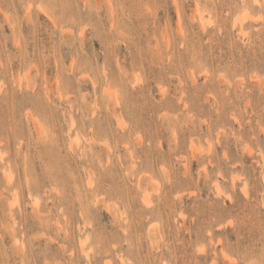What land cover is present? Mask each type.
Segmentation results:
<instances>
[{"label": "rangeland", "instance_id": "374dc122", "mask_svg": "<svg viewBox=\"0 0 264 264\" xmlns=\"http://www.w3.org/2000/svg\"><path fill=\"white\" fill-rule=\"evenodd\" d=\"M0 264H264V0H0Z\"/></svg>", "mask_w": 264, "mask_h": 264}]
</instances>
